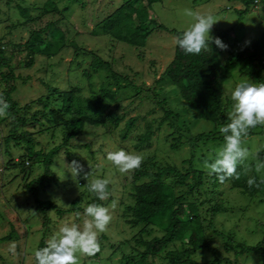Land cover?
I'll return each instance as SVG.
<instances>
[{
	"label": "trees",
	"instance_id": "16d2710c",
	"mask_svg": "<svg viewBox=\"0 0 264 264\" xmlns=\"http://www.w3.org/2000/svg\"><path fill=\"white\" fill-rule=\"evenodd\" d=\"M75 1L81 6L87 4V0ZM154 1L122 0L116 8H111L98 19L92 33L124 43L135 49L139 58L143 57L148 40L156 28L167 30L176 36L184 31L156 22L151 17ZM191 1L197 4L199 0ZM238 1L241 3V7L237 8L240 18L256 5L261 8L260 15L264 18V0ZM2 5L7 7L5 11H2ZM12 8L16 9L17 16L22 19L13 23L11 28L28 25L30 34L25 42L6 43L8 48L11 44V52L4 49V39H0V94L10 105L7 115L0 117V125L7 127V132L0 136V153L9 157L3 164L4 171L17 169L24 176L27 192L33 193L36 208H40L44 214V232L46 233L50 223L49 210L55 209L61 213L66 211L52 200L36 196L39 190H48L52 182L57 180L53 169L57 155L63 148L67 150L75 138L87 133L93 126L104 125L109 132L112 130L107 122L111 120L113 128L118 127L126 115L122 113L109 120L104 118L103 112L107 105L116 101L123 89L135 90L137 94L143 90L152 94L163 115H154V118L147 121L144 131L136 134V148H150L155 132L163 129L167 131L165 139L171 150L182 151L188 147L190 154L179 166L159 160L156 153H150L143 157L138 169L128 173L126 180L131 184L132 203L126 207L130 215L127 222L132 228H138V231L132 239L135 246L122 255L118 264H157V258H160V264H244L239 262V257L253 252L260 254L261 264H264V236L256 244H248L245 240H238L233 232L226 235L216 228L217 215L229 211L231 203L227 196L237 191V194L246 195L253 200L264 192V170L257 172L255 169L258 161H264V127L250 129L245 138L246 141L250 136H260L261 144L255 153V159L237 166L239 179L233 178L220 183L215 175L209 176L199 165L207 158V154L202 153L203 148L215 155L216 150L224 143L219 129L227 123L231 105V96L225 90L226 81L233 76L231 67L238 66L240 76L249 77L255 84L264 82V29L251 45L245 47L231 39L229 34L232 28L220 31L212 37H218L227 48L222 50L210 42L209 50L202 51L199 55H185L175 44L174 57L155 81L159 87H148L145 82L137 85L129 76L117 71L113 61L94 53L92 66L95 70L104 69L109 82L103 83L98 91H92L90 98H86L88 108L83 103L84 96L79 86L62 90L49 83H46V94L22 104L14 97L20 75L16 72L17 66L12 64L13 51L24 50L26 54L18 65L31 67L38 54L51 55L59 52L62 47H67L70 30L65 13L69 8L61 9L56 0H45L42 3L0 0V13L7 16ZM96 12L98 16L103 14L99 10ZM2 18L1 15L0 19ZM75 47L77 51L83 50L78 45ZM83 75L90 77L91 73L85 70ZM165 82L171 83L199 119L211 122L212 128L194 133L189 124L181 121L180 113L168 106L167 95L162 93L161 84ZM153 111L156 112L154 109ZM137 120L138 116L126 120L124 127L120 129L122 138L129 137ZM35 125L39 126L37 133L50 132L52 137L60 127L62 142L50 149L38 148L40 141L36 139V131L29 129V126ZM13 145L24 149L18 159L13 155ZM34 164H42L44 171L28 181ZM253 177L256 183L249 187L247 181ZM258 201H264V198ZM91 202L102 204L96 199ZM72 205L70 210H81L76 200ZM155 226L163 232L161 235H152ZM211 233L222 238V248L213 244ZM11 235L12 232L0 236V241L10 239ZM102 237L106 238L105 235ZM127 242L130 241L121 243ZM45 246L43 238L38 249ZM206 250L213 257L205 261L198 260L195 255Z\"/></svg>",
	"mask_w": 264,
	"mask_h": 264
},
{
	"label": "rangeland",
	"instance_id": "374dc122",
	"mask_svg": "<svg viewBox=\"0 0 264 264\" xmlns=\"http://www.w3.org/2000/svg\"><path fill=\"white\" fill-rule=\"evenodd\" d=\"M45 0H27L28 3H42ZM60 8L68 7L65 13V20L68 22L70 34L68 35V46L51 55L38 54L35 64L31 67L19 66L26 54L24 50L13 51L12 64L16 65V72L20 77L17 79L18 89L14 97L22 104L35 99L41 94L47 93L46 83L60 87L62 90L71 86H79L84 105L87 107L92 91H98L103 83H108L107 73L100 68L95 70L92 66L94 53L105 59L113 61L115 69L129 76L137 85L145 82L148 87H159L156 79L160 77L168 62L174 57L176 35L167 30L156 28L148 40L145 55L141 58L138 52L124 45L110 40L105 36H95L92 32L98 19H101L111 8H116L122 0H87L85 6H81L75 0H56ZM241 7L238 0H199L193 4L191 0H155L151 10V17L156 22L162 23L168 28L186 30L193 22L192 18L185 14L186 9L201 14H211L217 22L213 25L210 36L220 31L232 28L230 36L236 40V44L245 47L251 45L264 29V18L261 17L259 5L253 6L240 18L237 8ZM7 9L2 5V11ZM103 14L98 16L96 11ZM16 9H11L9 14L0 13V39H4V49L11 52L7 47L9 41L25 42L30 34L29 26L13 27L22 18L17 16ZM20 19V20H19ZM6 44V45H5ZM78 45L83 50H76ZM9 53V52H8ZM225 57L222 56V58ZM87 70L91 76H84ZM233 76L225 83V90L228 95L240 81H248L255 84L249 77L240 76L239 67H231ZM163 95H167L168 106L180 113L181 121L190 125L194 133L212 128V123L199 119L195 112L181 99L179 92L169 82L161 84ZM231 96V95H230ZM231 99V98H230ZM232 105V101L230 100ZM231 105L228 112L231 110ZM156 112H152V110ZM124 113L123 120L118 127L109 120L112 116ZM154 115L162 116L163 112L147 91L136 93L135 90L123 89L117 96V100L111 102L105 108L103 117L108 119L107 125L112 131H107L104 125L93 126L75 138L68 145L67 150L62 149L56 157V164L53 166L57 180L52 182L48 190H39L36 196L43 200H52L59 208L66 210L61 213L55 209L48 211L50 223L46 233L44 232V214L41 209L36 208L35 196L27 192L24 183V176L17 169L4 171L3 164L9 159L7 155L0 153V236L12 232L11 238L0 241V264H34V253L38 250L40 241L45 238L47 242L63 224L82 225L84 209L92 204V200L101 202L103 206L110 209L112 220L106 232L99 235L100 251L98 255L84 256L77 254L79 264H118L124 253L130 252L135 242L132 240L138 228H132L127 222L130 219L126 207L132 203L130 195L131 184L126 180L127 174H121L118 169L107 160L109 151L125 150L129 153H136L142 157L156 153L158 159L181 166L183 159L188 157L190 150L185 147L182 151H175L169 148V142L165 139L166 130H157L154 134L150 148L139 150L136 148L135 136L144 131L147 121L154 118ZM138 116L135 129L127 139L122 138L120 129L124 127L126 120ZM180 124H183L180 122ZM105 125V126H107ZM29 129L36 131L39 126H29ZM261 130V128H259ZM60 127L56 129L54 137L50 132L37 133L36 139L40 141L38 148L51 147L62 142ZM7 132V127L0 125V136ZM260 136H250L245 141L249 149V158L246 162L255 159V153L260 146ZM15 159L20 157L23 147L13 145ZM218 149L216 150V152ZM207 154L205 160L214 158V154L207 148L202 153ZM77 160L84 166L85 172H91V179L101 178L110 181V196L106 201H100L95 194L89 192L88 182L83 178V172L78 177H72L70 164ZM198 163V162H196ZM203 167V163H199ZM32 174L27 180H31L44 171L42 164H34ZM18 175H17V174ZM94 197V198H93ZM230 200L229 211L219 214L216 217V228L222 230L226 235L233 232L238 240H245L248 244H256L264 236V192L260 193L253 200L246 195L237 194L227 196ZM76 200L81 210L72 209V202ZM257 202V203H256ZM114 205V207H113ZM244 208V209H243ZM246 208V209H245ZM77 213H80L77 216ZM156 226L152 235H161ZM105 235L106 238H103ZM214 238L213 244L222 248L221 237L211 233ZM150 238V236H147ZM129 240L125 244L124 241ZM122 242V243H121ZM196 258L200 261L209 260L213 257L209 251L197 253ZM239 262L244 264H261L262 257L259 253L242 254ZM157 258V264H160Z\"/></svg>",
	"mask_w": 264,
	"mask_h": 264
},
{
	"label": "clouds",
	"instance_id": "9594fccd",
	"mask_svg": "<svg viewBox=\"0 0 264 264\" xmlns=\"http://www.w3.org/2000/svg\"><path fill=\"white\" fill-rule=\"evenodd\" d=\"M185 14L192 18V23L175 39L176 45L185 55H199L209 50V44L225 50L226 45L217 37H211L210 31L217 22L211 14H201L186 9ZM231 110L227 114V123L219 131L223 134L224 143L215 153L214 158L205 160L203 168L209 176L215 175L220 183L226 180L239 179L238 165H244L249 158V149L245 146V138L250 129L264 127V82L253 84L240 81L231 90ZM10 105L0 94V117L7 115ZM107 160L121 174H127L138 169L143 161L140 154L129 153L121 149L109 151ZM72 177H78L83 172V178L88 182L89 192L95 194L100 201H106L110 192L107 179H91V172H85L84 166L77 160L68 164ZM257 172L264 170V161L255 164ZM249 187L255 185V178L247 181ZM114 207V205H113ZM80 213H77L79 216ZM82 225L63 224L58 232L47 242L46 246L35 251L34 264H79L77 254L94 256L100 251L99 235L106 232L112 220L110 209L101 204L92 203L84 209Z\"/></svg>",
	"mask_w": 264,
	"mask_h": 264
}]
</instances>
